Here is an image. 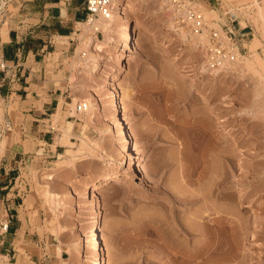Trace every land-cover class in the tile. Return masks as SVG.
<instances>
[{
    "label": "rangeland",
    "instance_id": "374dc122",
    "mask_svg": "<svg viewBox=\"0 0 264 264\" xmlns=\"http://www.w3.org/2000/svg\"><path fill=\"white\" fill-rule=\"evenodd\" d=\"M125 1V15L137 35L135 51L121 74L109 80L113 61L108 56L114 42L107 40L104 28L77 24L66 66L71 94L62 103L59 121L56 109L44 114L49 119L43 127L56 129L59 142L65 143L62 127L78 119L70 105L92 100L94 123L84 130L78 119L82 134L68 145L77 149L71 166H63L68 147L52 155L51 146L40 141L32 124L36 120L23 118L20 100L0 92V159L11 143L22 145L13 175L28 193L18 196L26 227L15 238L11 249L15 256L2 254L7 252L1 249L2 240L12 238L7 232L0 236V264H97L89 240L93 215L89 190L103 174L120 166L128 151L111 109L112 90L118 93L133 136L135 165L122 185H111L101 195L108 264H171L163 253L165 240H178L188 244L187 250L199 251L210 234L211 247L219 251L212 264H264V19L251 6L252 0H192L211 25L233 29L232 39L242 52L227 68L204 75L199 51L205 35H198L192 45L185 43L171 26L165 0ZM8 2L0 0V18L9 13ZM117 25L123 26L122 19ZM142 31L155 32L163 42L147 41L145 35L139 36ZM90 36L105 43L101 51H86ZM97 59L101 70L93 67ZM171 59L178 67L205 76L208 88L201 91L180 78ZM203 97L225 117L238 144L215 122ZM45 171L54 173L50 185L58 202L45 194L46 180L40 178ZM239 189L245 192L243 201L238 200ZM246 202L256 203L261 212H247ZM6 219L11 221L10 214L1 206L0 220ZM181 221L194 229L192 237L177 229ZM207 221L211 230L200 234ZM241 221L249 227L241 228ZM174 249L169 251L177 256Z\"/></svg>",
    "mask_w": 264,
    "mask_h": 264
},
{
    "label": "crops",
    "instance_id": "0c3cea01",
    "mask_svg": "<svg viewBox=\"0 0 264 264\" xmlns=\"http://www.w3.org/2000/svg\"><path fill=\"white\" fill-rule=\"evenodd\" d=\"M9 1V13L6 11L0 18V56L8 66L0 72V92L1 95L14 94L20 100L24 106L23 118L36 120L32 124L38 130L40 141L51 146L49 151L55 155L68 144L59 142L61 135L56 129L43 127V122L49 119L44 114H50L47 110H55L71 94L67 57L75 46L76 25L88 20L87 0ZM72 120L70 140L75 142L82 130L78 119ZM19 149H22L20 143H11L8 153L0 159V207L10 214L7 234L12 236L7 242L2 240L1 249L7 251L2 254L10 258L15 256L11 255V249L15 248L18 231L26 227L20 218L22 204L18 196L23 198L28 193L13 175L19 163ZM18 186L19 192H16Z\"/></svg>",
    "mask_w": 264,
    "mask_h": 264
},
{
    "label": "bare ground",
    "instance_id": "6f19581e",
    "mask_svg": "<svg viewBox=\"0 0 264 264\" xmlns=\"http://www.w3.org/2000/svg\"><path fill=\"white\" fill-rule=\"evenodd\" d=\"M113 1H114V4H116L115 5V11L111 14V16L109 18H105L103 16H96L95 17L93 15H90L92 17V18L90 17L91 19L89 18L87 21L82 22V23H88L89 25L93 24L94 30H98L100 27H103L105 34L107 36V40H109V41L113 40V42H114V47H113L114 50H113L112 54L108 56L109 59L113 61V64H112L113 66L110 68V71H109V80L110 81H114L115 79H117L118 75H120L121 71H123V69L125 68L124 66L126 64V59L134 53L135 48H136V42H134V37L137 35V31L134 28L132 20L128 16L125 15L126 12L124 11V8L119 4L120 3L119 0H113ZM251 6H254V9H256L258 14L261 15L262 18L264 19V0H252ZM125 8H126V6H125ZM203 10H205L206 12H208L210 14L212 12L209 8H207L205 6H203ZM120 19H122V23H123V26H121V28H120V26L117 25V22ZM172 20L173 19L169 18V21H172ZM171 26L174 27L178 31V33H180V35H181L180 38L185 43H188V44L189 43L191 44V42L193 40H195L198 37V35L204 36V34H193V33L190 34L188 29L184 26L179 27V28H176L174 26V24H171ZM114 32H116V34L118 36L115 35L116 37H114ZM188 34H190L191 37L188 36ZM143 35H145L147 41L155 40L157 42H163L162 41L163 39L162 40L159 39L158 35L155 32H147L145 34L143 33V31L141 33L139 32V36H143ZM198 39H199V37H198ZM195 42L196 41H194L193 43H195ZM103 44H105V43L97 40L96 36H90V37H88V39L86 41L85 48H86V51H88V52H90L91 50L97 52V51H101V49L104 48ZM202 44H204V43L202 42ZM199 52H200L201 58L203 59L201 66L199 67L200 71L204 72V75H205V73L206 74L216 73L218 71V69L210 68L207 64V53H206V50L203 46L200 47ZM167 53L169 54V52L167 50L163 51L164 55ZM95 59H96V57H95ZM171 63L174 66V69L176 70L178 76L180 78L189 79L192 87H197L201 91H204L208 88L207 87L208 86V82H207L208 80L206 79L205 76H202V75L200 76V75L196 74V72L193 69L178 67V65L175 63V61L173 59H171ZM102 65L103 64L100 62V60L97 59V60H95V64L93 67H94V69H100L101 70ZM229 65H226L224 68H227V66H229ZM224 68H222V69H224ZM111 92H112L111 93V100H110L111 109L117 114L118 123H119V131L121 132V136H122L121 139H122L123 143H125L128 146V151H127V154L125 155L123 161L121 162V165L118 166L115 170L103 174L99 178V180H97V182L94 184L93 188H91L89 190V195H91V197L93 199V206H92L93 215H92V218L90 220L91 226L89 229V235H90L89 240H90V244H92L93 247L95 248V256L97 258V264H108L106 248H105V245L102 241L103 236L101 233V224H102V219H103L102 213H103V206H104V202L101 199V195L103 194L104 190L111 185H122L126 181L128 175L131 172H133L134 165H135V156H134V151H133V146H134L133 136H132V133L130 132V130L128 129V122H127L126 114H125V112L122 111V108L120 106L118 93L116 91H113V90ZM202 99H203V102L208 104V111H209V113H211L213 115L215 122L218 123V125L222 126L221 129H223L224 133L227 134L231 138L232 142L235 145L238 144L239 139H238L237 135L235 134L234 130L226 124L225 117L223 115H221V113L216 110L214 105L209 104L208 99L206 97H203ZM84 101L87 105L86 110L82 111V112H77L76 107H74L75 105L72 104L71 105V114H73L74 116H77L78 119H80V121H82L83 129L85 130V128H87L89 125L94 123V116H93V109H94L93 106L94 105H93L92 100L89 98H85ZM61 104H62V101L59 103V106L56 108L55 121H59L61 118V112H62ZM73 125H74V120H68L67 125L62 127L64 133L66 134V136L64 137L65 138L64 142L70 146L72 145V143H74L73 141L70 140L71 130L73 129ZM70 146L67 148V153L65 154V155H67V158L64 160V162H65L63 164L64 167L71 166V164L73 162L72 157L77 155L76 154L77 149H74ZM72 152H74V153H72ZM83 156H87V155H83ZM47 171L43 172L42 174L40 173L41 174L40 178L43 177L42 179L46 180V186L47 187L45 189V194L47 195V197L50 198L51 201L58 202L56 199V196L52 190V186L50 185V183L54 179V175H53L54 173L47 172ZM237 196H238L239 201L245 200L244 190L239 189ZM247 207H248L247 212H250V213L261 212L260 207H258V205L256 203L248 202ZM197 216H199V215H197ZM197 216H196V219L198 218ZM181 222H180L178 228H177V226H174V227H176L181 233H183L185 237L190 238V235L192 237V232H194V229L193 228L190 229V227L188 225L184 224L183 221H181ZM240 225L242 226V227L240 226L241 228L249 227L247 225V223H245L244 221L243 222L241 221ZM205 226H204V230H202L201 231L202 233L200 232V234L208 235L212 226L210 223H208V221L206 222ZM206 239H208V240L206 242L204 241L205 243L203 242L204 243L203 247L201 246L202 249H199V251L194 250L196 252H194L193 250L190 251L189 250L190 248H188V250H187L188 244H185L184 242H182L184 244H181V241H178L177 239H176L177 242L173 241L172 243H171V241L169 242L168 240H165L164 244L162 245L163 253L170 260H172V262L175 261V262L179 263L182 261L181 264H212L215 261L216 262L218 261V260L214 259V257L217 255V253L219 251L217 252V249L216 250L213 249L214 247L212 246V244L214 241V237L212 234H210L209 238H206ZM169 248H173V249L175 248L174 250L178 255L177 256L172 255L169 251ZM197 259H199V261H197ZM176 260H179V261H176ZM172 262H171V264H172ZM165 263H167V261H162V264H165ZM168 264H170V262H168Z\"/></svg>",
    "mask_w": 264,
    "mask_h": 264
},
{
    "label": "built area",
    "instance_id": "2783aa9c",
    "mask_svg": "<svg viewBox=\"0 0 264 264\" xmlns=\"http://www.w3.org/2000/svg\"><path fill=\"white\" fill-rule=\"evenodd\" d=\"M125 8L126 1H119ZM168 11L171 12L173 23L176 28L186 27L193 34H204V48L207 53V64L213 69H222L226 65L235 63L242 56L241 49L237 42L232 39L233 29L228 27L226 30L221 26L217 28L211 25L205 18L202 11L193 4L192 0H165ZM113 0H87L86 10L87 19L90 15L103 16L109 18L115 11ZM218 22V21H217ZM7 64L0 56V71L5 70ZM85 102H78L76 111H85ZM10 228V220H0V236L7 233Z\"/></svg>",
    "mask_w": 264,
    "mask_h": 264
}]
</instances>
